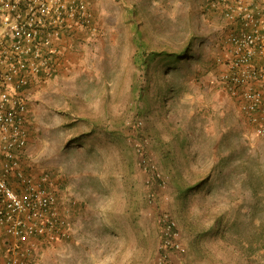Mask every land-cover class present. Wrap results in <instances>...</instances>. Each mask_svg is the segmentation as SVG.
Instances as JSON below:
<instances>
[{
    "label": "rangeland",
    "instance_id": "374dc122",
    "mask_svg": "<svg viewBox=\"0 0 264 264\" xmlns=\"http://www.w3.org/2000/svg\"><path fill=\"white\" fill-rule=\"evenodd\" d=\"M88 1L93 33L26 92L24 168L49 173L73 223L32 241L31 264H157L164 216L167 264H264V140L218 78L234 22L205 0Z\"/></svg>",
    "mask_w": 264,
    "mask_h": 264
},
{
    "label": "built area",
    "instance_id": "2783aa9c",
    "mask_svg": "<svg viewBox=\"0 0 264 264\" xmlns=\"http://www.w3.org/2000/svg\"><path fill=\"white\" fill-rule=\"evenodd\" d=\"M210 3L234 22L218 59L219 82L250 135L264 140V0ZM79 27L95 29L88 0H0V235L11 241L0 245V264H31L32 241L72 233V212L59 201L55 180L47 171L32 178L22 155L29 140L26 92L58 69L65 39ZM173 225L163 217L157 264H167L168 246L180 248Z\"/></svg>",
    "mask_w": 264,
    "mask_h": 264
},
{
    "label": "trees",
    "instance_id": "16d2710c",
    "mask_svg": "<svg viewBox=\"0 0 264 264\" xmlns=\"http://www.w3.org/2000/svg\"><path fill=\"white\" fill-rule=\"evenodd\" d=\"M211 0H205V3H204V9L207 11H211V10H215V11H218V12H221V9L219 8H214L211 6ZM222 13V12H221ZM135 41V39H134ZM226 50V48H225ZM185 51L181 50L177 53L175 52H165V51H156L154 53H151L150 57H148L146 60H144L145 63L149 62V59H152V65L155 66L156 65V62L159 61V59H156V57H160L162 59H166V60H171V62H168L167 65H171L173 62L179 60L183 55ZM220 57H217V62H218V59ZM219 67H220V64L218 63ZM221 69V67H220ZM194 186H197V184H193Z\"/></svg>",
    "mask_w": 264,
    "mask_h": 264
},
{
    "label": "crops",
    "instance_id": "0c3cea01",
    "mask_svg": "<svg viewBox=\"0 0 264 264\" xmlns=\"http://www.w3.org/2000/svg\"><path fill=\"white\" fill-rule=\"evenodd\" d=\"M71 61L74 63V60L71 58ZM75 64V63H74Z\"/></svg>",
    "mask_w": 264,
    "mask_h": 264
}]
</instances>
